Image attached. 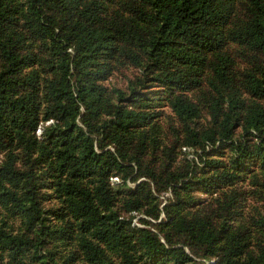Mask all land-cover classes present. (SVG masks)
Here are the masks:
<instances>
[{"label": "trees", "instance_id": "trees-1", "mask_svg": "<svg viewBox=\"0 0 264 264\" xmlns=\"http://www.w3.org/2000/svg\"><path fill=\"white\" fill-rule=\"evenodd\" d=\"M108 4L0 0V264H264V0ZM228 43L251 53L243 71ZM127 63L143 78L109 91ZM147 83L172 91L181 149L232 151L220 179L259 163L262 209L193 200L195 165L165 179L142 167ZM151 184L172 202L160 209Z\"/></svg>", "mask_w": 264, "mask_h": 264}, {"label": "rangeland", "instance_id": "rangeland-1", "mask_svg": "<svg viewBox=\"0 0 264 264\" xmlns=\"http://www.w3.org/2000/svg\"><path fill=\"white\" fill-rule=\"evenodd\" d=\"M107 1L109 3L108 5H113L121 0ZM242 11L243 9L239 8L236 12L237 14H241ZM232 24V22L229 24L227 23L226 28L231 27ZM226 47H228L231 57L235 59L234 68L236 71H243L248 67L247 64L250 63L246 62L245 58H248V61H250L252 56L248 50L244 51L235 43H228ZM143 75L144 73L141 67L133 66L129 63L122 65L117 64L104 85L109 91L116 89L128 92L127 88L129 85H136L139 83ZM152 86L153 85H150V83H147V87L142 91L144 98L148 100V102L144 104H146L149 111L154 112L157 116L152 121V129L148 133L146 149L144 150L145 154H142L143 156L141 158L142 167L148 168V170L153 171L159 178L165 179L172 174L176 176L185 174L190 170L192 167L191 165H195L192 175L190 176L195 182L190 189V195L193 200L195 199L199 202L208 203L214 199L223 198L225 195H228L230 198L232 194H236L242 197L244 201L246 200V202L241 201V205L236 209V211L240 212L238 215L246 216V214H253L254 209H262V202L255 192V190L258 189V182H261L263 176V168L259 163H256V161L249 162L248 160L247 164L244 163L241 166L238 179H220V167L230 164V159L233 156L232 151L230 149H224L208 157L207 154L210 150L206 152V154L202 153L200 154L201 156H199L197 153H194V149L191 147L190 149H181V147L184 146L183 144H185V137L182 132V126L173 114L168 102L173 95L172 91ZM177 93L178 92L174 93V95ZM239 134L240 131H237L236 138ZM214 160L216 162L212 164ZM137 173V168H134V175ZM136 180L137 182L134 183L128 178V186L130 188H135V185L145 180V178H139L138 176ZM117 181L121 182V176H119V180ZM151 188L155 196L160 195L159 200L162 203L159 207L160 209H162L163 205L167 202H172L170 189H164V193L162 192L159 194L154 185L151 184ZM185 208V210L182 211L183 214L195 210L191 207ZM133 215V224H138V226H140L138 219L142 218L143 215ZM161 220L162 222L166 220L163 213L160 215V219L156 220V223H159Z\"/></svg>", "mask_w": 264, "mask_h": 264}, {"label": "built area", "instance_id": "built-area-1", "mask_svg": "<svg viewBox=\"0 0 264 264\" xmlns=\"http://www.w3.org/2000/svg\"><path fill=\"white\" fill-rule=\"evenodd\" d=\"M47 124H49V123H47ZM40 132H41V129L38 128V130L36 131V134L39 136L40 135ZM113 180L114 181H117L118 179L117 178H114ZM135 225L138 226V224H135Z\"/></svg>", "mask_w": 264, "mask_h": 264}]
</instances>
